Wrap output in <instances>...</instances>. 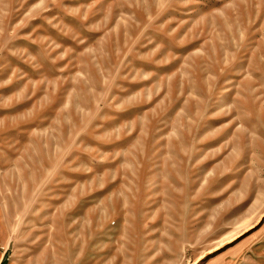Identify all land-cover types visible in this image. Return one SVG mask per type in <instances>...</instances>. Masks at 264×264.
Returning a JSON list of instances; mask_svg holds the SVG:
<instances>
[{"label":"rangeland","instance_id":"374dc122","mask_svg":"<svg viewBox=\"0 0 264 264\" xmlns=\"http://www.w3.org/2000/svg\"><path fill=\"white\" fill-rule=\"evenodd\" d=\"M0 264H264V0H0Z\"/></svg>","mask_w":264,"mask_h":264}]
</instances>
